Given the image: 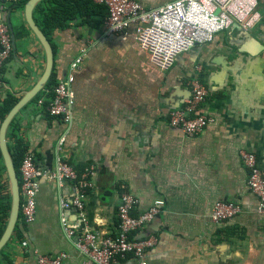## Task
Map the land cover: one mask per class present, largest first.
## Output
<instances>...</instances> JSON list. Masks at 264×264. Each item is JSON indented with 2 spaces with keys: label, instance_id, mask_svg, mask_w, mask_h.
<instances>
[{
  "label": "crops",
  "instance_id": "1",
  "mask_svg": "<svg viewBox=\"0 0 264 264\" xmlns=\"http://www.w3.org/2000/svg\"><path fill=\"white\" fill-rule=\"evenodd\" d=\"M137 1L153 9L174 0ZM59 7L33 12V19L53 47L50 79L67 77L70 65L82 58L73 72L72 121L68 126L30 103L9 127L11 155L19 160L33 152L39 169L50 171L57 142L68 129V162L95 170L84 210L91 232L114 236L116 205L125 188L139 202L133 215L164 202L140 233L158 240L146 254L148 264H264L263 218L239 157L241 149L253 152L264 173V0H259L261 23L250 33L233 25L213 43L178 55L165 71L150 62L133 35H109L96 25L98 15L93 24L77 17L46 31L45 13ZM1 21L11 26L14 48L0 73V104L18 103L42 78L46 58L26 23L25 6L0 0ZM197 67L208 89L205 111L215 122L189 138L169 126L167 115L190 98L188 83L199 74ZM3 195L12 198L9 176ZM71 195L70 182L42 177L35 220L26 228L17 224L0 251V264H36L37 254L86 264L60 223L63 217L67 227H80L75 211L59 206ZM219 201L238 205L239 215L215 222L212 211ZM9 217L0 215V237ZM118 264L137 262L127 257Z\"/></svg>",
  "mask_w": 264,
  "mask_h": 264
},
{
  "label": "built area",
  "instance_id": "2",
  "mask_svg": "<svg viewBox=\"0 0 264 264\" xmlns=\"http://www.w3.org/2000/svg\"><path fill=\"white\" fill-rule=\"evenodd\" d=\"M108 11L104 21L107 34L133 35L137 45L145 51L150 62L160 70H168L176 57L190 49L213 43L216 36L233 25L253 30L262 20L259 0H174L153 9L144 8L137 0H93ZM13 5L19 0H4ZM13 41L9 25L0 22V73L13 54ZM82 58L71 65L67 77L58 79L52 89L37 101L49 117L70 125L74 93L73 72L79 68ZM199 74L189 80L190 98L167 115L170 127L180 130L186 137L194 138L215 122L205 111L208 89ZM52 97L48 99V96ZM2 121L0 120V127ZM68 129L58 140L54 166L50 171L39 169L33 152H27L19 169L21 208L18 225L26 228L35 220L36 196L42 177L57 183H71V198L60 200L61 211L73 209L80 221L79 229L67 227L65 219L60 223L74 249L85 258L86 264H118L133 257L137 264H148L146 254L157 245L155 236L141 237V231L163 210L164 202L157 201L148 210L133 215L139 204L137 198L125 188L119 194L116 205L117 226L114 236L102 237L91 232L85 216V200L92 186L94 167L86 165L77 169L65 155ZM241 163L248 171V187L258 200V212L264 226V173L256 155L245 149L239 151ZM18 171V170H17ZM241 209L234 203L219 201L214 205L212 219L215 222L230 221ZM36 264H62V257L37 254Z\"/></svg>",
  "mask_w": 264,
  "mask_h": 264
},
{
  "label": "trees",
  "instance_id": "3",
  "mask_svg": "<svg viewBox=\"0 0 264 264\" xmlns=\"http://www.w3.org/2000/svg\"><path fill=\"white\" fill-rule=\"evenodd\" d=\"M28 0H19L17 3H13L12 6L15 7H24ZM60 6L55 11H47L43 18V26L46 31L51 30V28H64L67 23L72 18H81V23L93 24V20H95V16L98 17V23L96 25H103L104 21L108 15V11L105 6L96 4L93 0H41L34 7V14L36 12H41L42 10H47L50 6ZM41 30V27H40ZM45 32V31H44ZM47 36V32L43 33ZM47 38V37H46ZM2 73V72H1ZM53 78V77H52ZM58 82V79H50L46 90L40 93L32 102H36L44 95L46 91H49L53 88L54 85ZM52 97V94L48 96V99ZM31 102V103H32ZM17 104V100L9 99L6 102L0 104V120L3 121L8 113L12 110V108ZM48 106V101L45 102L43 110ZM48 115V114H47ZM27 152L19 159L16 160L15 156L14 161L19 172L22 161ZM6 180H8V173L6 172V168L3 162V158L0 152V215L7 214L9 216L11 210V202L12 198H8L3 195V189L6 185ZM17 228V227H16ZM17 230V229H16Z\"/></svg>",
  "mask_w": 264,
  "mask_h": 264
},
{
  "label": "water",
  "instance_id": "4",
  "mask_svg": "<svg viewBox=\"0 0 264 264\" xmlns=\"http://www.w3.org/2000/svg\"><path fill=\"white\" fill-rule=\"evenodd\" d=\"M41 0H28L25 5V19L28 24L31 32L34 34L38 42L43 48L45 58H46V67L43 73L42 78L35 85L30 92H28L8 113L5 119L1 123L0 127V152L3 158V162L6 168V172L9 176V182L11 185V193H12V206L10 211L9 222L5 227V230L0 237V251L10 240L19 220V210L21 208V192H20V182H19V174L17 171V167L14 161L13 155L9 150L8 141H7V133L10 125L12 124L15 117L21 112L23 108L29 105L46 87L53 71L54 66V51L52 45L49 43L47 38L44 36L42 31L38 28L33 19V10L34 7ZM9 25V24H8ZM12 41L14 40V36L11 30V26L9 25ZM251 30H247L250 33Z\"/></svg>",
  "mask_w": 264,
  "mask_h": 264
}]
</instances>
